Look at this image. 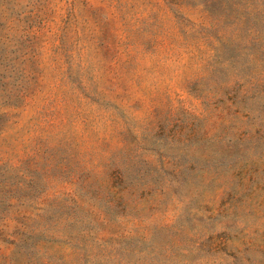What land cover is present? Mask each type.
<instances>
[{
  "label": "rangeland",
  "instance_id": "rangeland-1",
  "mask_svg": "<svg viewBox=\"0 0 264 264\" xmlns=\"http://www.w3.org/2000/svg\"><path fill=\"white\" fill-rule=\"evenodd\" d=\"M0 264H264V0H0Z\"/></svg>",
  "mask_w": 264,
  "mask_h": 264
}]
</instances>
